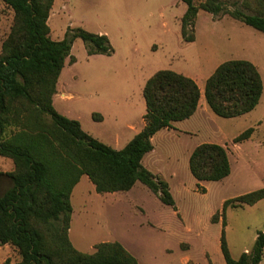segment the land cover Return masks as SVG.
I'll use <instances>...</instances> for the list:
<instances>
[{
	"label": "rangeland",
	"instance_id": "rangeland-1",
	"mask_svg": "<svg viewBox=\"0 0 264 264\" xmlns=\"http://www.w3.org/2000/svg\"><path fill=\"white\" fill-rule=\"evenodd\" d=\"M222 1L228 9L247 13L259 8L256 0L246 5ZM185 9L181 0H53L48 18L52 39L81 27L106 34L114 49L110 55H88L82 39L76 38L71 47L75 62L66 58L53 96L54 108L77 119L91 136L115 149L124 147L143 127L142 90L159 69L183 73L201 89L195 113L171 122V130H159L152 138L153 150L142 159L169 184L175 207L163 204L139 181L126 193H98L82 175L71 193L69 228L72 244L82 252H93L102 241H118L139 264H226L223 232L235 259L251 251L257 233L264 232V198L228 206L223 213L225 200L264 187V33L227 13L199 10L195 38L185 41L180 32ZM12 23L13 11L0 0V51ZM228 59L252 61L263 81L256 107L230 118L214 114L203 94L206 79ZM94 112L102 120H94ZM248 127L253 128L250 137L235 142ZM204 142L227 150L231 170L219 181L198 180L189 169L192 150ZM12 169L11 159L0 156V194L11 184L6 172ZM19 258L13 246L0 245V264ZM259 264H264V254Z\"/></svg>",
	"mask_w": 264,
	"mask_h": 264
},
{
	"label": "trees",
	"instance_id": "trees-1",
	"mask_svg": "<svg viewBox=\"0 0 264 264\" xmlns=\"http://www.w3.org/2000/svg\"><path fill=\"white\" fill-rule=\"evenodd\" d=\"M2 1L13 11V23L0 51V156L11 159L13 169L6 172L11 184L0 194V245L17 250L20 258L11 264H139L118 241L99 242L91 253L73 246L68 235L71 193L82 175L98 193L126 192L139 181L163 204L175 207L169 184L147 169L142 159L153 150L151 138L157 131L195 113L201 94L198 84L171 69L154 72L142 90L143 128L124 147L115 149L52 104L66 58L75 62L73 41L81 38L88 55H110L114 49L107 35L75 27L68 28L62 39H52L47 20L53 0ZM181 1L186 4L180 19L185 41L195 38L199 10L227 13L264 33V0H256L259 8L254 13L228 9L222 0ZM242 3L246 5L247 0ZM262 92L260 72L247 59L221 62L203 89L210 110L226 118L253 110ZM92 118L102 120L96 112ZM252 131L248 127L235 142L249 138ZM189 169L198 180L225 178L231 170L226 148L213 142L197 145L189 156ZM263 198L264 187L227 199L223 213L228 206L252 205ZM221 251L226 264H259L264 232L259 231L251 251L237 259L231 256L223 232Z\"/></svg>",
	"mask_w": 264,
	"mask_h": 264
},
{
	"label": "crops",
	"instance_id": "crops-1",
	"mask_svg": "<svg viewBox=\"0 0 264 264\" xmlns=\"http://www.w3.org/2000/svg\"><path fill=\"white\" fill-rule=\"evenodd\" d=\"M48 18L50 19V17H48ZM47 23H48V20H47ZM103 34H104V33H103ZM56 92H57V84H56ZM200 92H201V89H200ZM53 96H54V95H53ZM200 97H201V94H200ZM199 100H200V99H199ZM52 104H53V97H52ZM198 105H199V104H198ZM197 108H198V107H197ZM101 116H102V115H101ZM141 118H142V116H141ZM80 125H81V124H80ZM142 125L144 126V120H143V118H142ZM142 128H143V127H142ZM142 128H141V129H142ZM141 129H140V130H141ZM163 129H166L167 131H168V130H171L170 127L163 128ZM140 130H139V131H140ZM139 131H138V132H139ZM138 132H137V133H138ZM157 132H158V131H157ZM157 132H156V133H157ZM156 133H155V134H156ZM155 134H154V135H155ZM154 135L152 136V138L154 137ZM152 138H151V141H152ZM134 185H135V184H134ZM134 185H133V186H134ZM144 186H145V185H144ZM131 189H132V188H131ZM128 191H129V190H128ZM128 191H126V192H128ZM126 192H124V193H126ZM70 199H71V198H70ZM71 205H72V204H71ZM72 212H73V207H72ZM71 215H72V213H71ZM70 223H71V220H70ZM69 228H70V227H69ZM68 235H69V229H68ZM70 241H71V240H70ZM73 246H74V245H73ZM74 247H75V246H74ZM75 248H76V247H75Z\"/></svg>",
	"mask_w": 264,
	"mask_h": 264
}]
</instances>
